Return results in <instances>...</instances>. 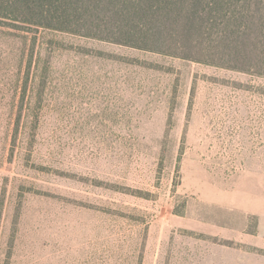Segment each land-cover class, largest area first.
I'll list each match as a JSON object with an SVG mask.
<instances>
[{
  "label": "rangeland",
  "instance_id": "rangeland-1",
  "mask_svg": "<svg viewBox=\"0 0 264 264\" xmlns=\"http://www.w3.org/2000/svg\"><path fill=\"white\" fill-rule=\"evenodd\" d=\"M132 35L1 22L0 264H264V74Z\"/></svg>",
  "mask_w": 264,
  "mask_h": 264
},
{
  "label": "trees",
  "instance_id": "trees-1",
  "mask_svg": "<svg viewBox=\"0 0 264 264\" xmlns=\"http://www.w3.org/2000/svg\"><path fill=\"white\" fill-rule=\"evenodd\" d=\"M1 22L36 34L48 29L130 46H139L132 34L144 32L142 48L185 58H195L185 53L197 50L195 43H184L193 31L233 50L198 61L264 74V0H0Z\"/></svg>",
  "mask_w": 264,
  "mask_h": 264
}]
</instances>
